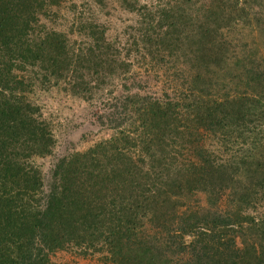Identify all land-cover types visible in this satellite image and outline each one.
I'll return each mask as SVG.
<instances>
[{
	"label": "trees",
	"instance_id": "trees-1",
	"mask_svg": "<svg viewBox=\"0 0 264 264\" xmlns=\"http://www.w3.org/2000/svg\"><path fill=\"white\" fill-rule=\"evenodd\" d=\"M64 1L0 0V264H47L49 254L68 245L105 253L113 264H264V218L245 216L240 205L264 200V128L257 136L251 130L264 125V5L199 0L193 11L196 0L139 8L121 0L131 13L158 15L141 36L152 50L144 53L160 56L159 47L166 48L181 63L184 82L162 98L132 92L117 98L115 135L60 160L47 191L29 161L51 153L53 136L26 102L17 75L37 67L44 82L64 81L81 96L112 54L106 31L95 26L77 32L84 46L39 26L41 11ZM249 14L258 22V47L232 46L227 36ZM202 132L219 146L239 142L245 151L233 155L225 146L227 164H218L200 143ZM135 153L147 158L135 162ZM135 177L145 180L133 194ZM195 192L207 194L206 209L171 198ZM214 200L233 211H218Z\"/></svg>",
	"mask_w": 264,
	"mask_h": 264
},
{
	"label": "rangeland",
	"instance_id": "rangeland-1",
	"mask_svg": "<svg viewBox=\"0 0 264 264\" xmlns=\"http://www.w3.org/2000/svg\"><path fill=\"white\" fill-rule=\"evenodd\" d=\"M135 1L138 8L148 5V3L154 6L170 4V0ZM244 1L249 4L245 7L254 3L253 0ZM119 2L121 0H65L59 6L44 8L37 16L39 26L42 24L41 26L47 30L65 32L80 46H84L87 40L84 35L80 37L77 32H82L81 28L83 26H95L98 31H106L104 37L112 50V54L106 56L108 57L107 60L102 59L105 60L103 62H106V64L101 65L100 73L97 75L93 73L92 76L88 77L90 85L82 87L83 91L80 94L83 96H79L78 93L74 94L68 85L64 84V81L58 84L44 82L42 77L44 73L37 67L20 71L17 75L23 78L24 85L22 88H24L23 95L26 102L37 112L38 119L47 124L53 136L54 146L51 153L42 157L35 156L29 161L39 171L44 190L48 191L52 186L55 166L60 160L67 159L74 154L84 153L89 148H93L115 135L116 129L113 122L116 113L113 106L120 105V101H116L117 98L122 99L129 92L138 93L140 96L151 95L162 98L164 93L174 95L177 86L184 82V79H181V74L177 75L181 63H177L172 53H168L166 48L161 49L159 47L161 51L158 50V54L160 56L155 54L156 52L153 53V56L144 53L149 48L150 52L152 50L151 46H146L141 41V36L149 34L148 27L151 16L158 17V15L142 8L139 9V12L131 13L124 10ZM260 4L264 5V0H260ZM199 7V0H196L191 9L195 11ZM262 12H264V8ZM169 15L167 13L166 16ZM251 15L249 14V22L245 26L241 24L244 28L238 26L233 34L230 33L227 36L229 42L233 44L232 46L239 44V48L245 47V49L257 46L258 39L254 34L258 29V22L254 21V18L250 17ZM153 27L155 26L152 22ZM234 38L239 43H236ZM242 39L247 42H244L245 46H241ZM168 48L173 51L175 45ZM123 61L129 64L128 69L122 67L124 71L119 65ZM113 68L114 73L107 74V69L113 70ZM183 75H187L186 68L183 70ZM86 88L89 89L90 95L85 93L88 92L84 91ZM222 92L220 89L218 93L221 94ZM262 128H264L263 123L257 122L251 130L257 136L259 129L262 130ZM202 134L200 143L209 150L213 160L218 164H227L225 161L228 148L230 154L233 155L237 152L240 153L242 150L245 151L243 149L245 147L241 146L239 142L226 144L225 146L228 147L226 149L225 146L217 145L209 134L204 132ZM164 155L166 157L167 153H164ZM134 157L136 162V160H140V157L147 158V155L135 153ZM138 165H140L139 162ZM223 168L230 169L228 166ZM144 170L147 171L145 168ZM144 180L145 178L135 177L133 194L138 192L137 184H144ZM241 181L247 182L245 180ZM242 182L241 184L244 185ZM171 198L182 202L187 201L191 205L190 207H197L201 210L206 209L208 206L207 194L203 192H195L192 195H186L185 198L179 196H172ZM214 203L218 211H233L230 209L231 206H226L225 201H222L221 207L218 204L216 205L215 200ZM240 205L245 216L256 220L264 218L263 199L253 201L250 206L244 203ZM176 208L186 209L179 204L176 205ZM189 241V239H186V243H189ZM235 242L236 245H239L240 238H237ZM105 255V253L84 249L80 246L68 245L49 254L47 264H113L111 260H107Z\"/></svg>",
	"mask_w": 264,
	"mask_h": 264
}]
</instances>
